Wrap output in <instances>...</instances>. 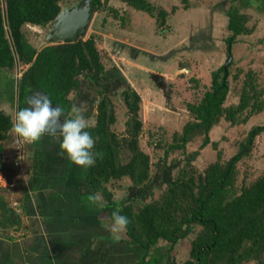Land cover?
Returning a JSON list of instances; mask_svg holds the SVG:
<instances>
[{
  "label": "trees",
  "instance_id": "16d2710c",
  "mask_svg": "<svg viewBox=\"0 0 264 264\" xmlns=\"http://www.w3.org/2000/svg\"><path fill=\"white\" fill-rule=\"evenodd\" d=\"M80 1L0 0V80L12 82L9 72L23 66L17 81L19 90L47 95L55 106L64 108L67 118L75 104L72 94L81 89L83 79L98 88L95 127L85 130L95 140L93 153L100 152L103 158H97L95 165L86 169V178L91 192L102 195L101 219L107 225H111V213L117 208L128 218L123 232L126 240L145 249L139 264L147 263L151 250L159 242H168L171 252L191 233L195 236L191 239L190 252L196 264H246L250 261L264 264V173L249 185L243 184L240 188L236 185V163L249 152L255 137L264 132V125L250 130L241 151L228 162L219 158L204 171H198L193 164L200 149L212 143L210 132L221 118L233 124L243 123L264 110V89L257 72L246 71L238 103L225 105L230 92L233 60L227 69L222 65L214 70L212 84L202 98L187 104L192 118L182 130L173 134L172 142L165 149L167 155L171 150L182 149L186 157L176 177L158 197L143 202L133 198L118 200L115 189L121 188L120 182L124 178H129L135 188L151 184L154 178L152 156L142 142L145 123L141 94L132 85L125 84L119 70L107 69L97 34L46 43L39 48L25 32L26 25L46 26L60 13L62 5L72 6ZM123 1L136 10L158 17V26H166V9L157 11L150 0ZM107 4L108 0H91L92 12L104 10ZM227 15L231 31L228 41H231L232 49L238 36L250 34L253 29L248 25L247 14L236 5L230 6ZM201 40L205 38L191 37L189 51L206 49L203 47L206 42ZM114 45L126 52L133 51L137 58L158 59L155 54L120 42H114ZM11 82L13 89L16 86L14 80ZM120 83L123 87L118 96L124 101L127 112L124 129L117 131L115 97ZM12 122V115L0 107V174L5 170L4 151ZM197 137H202L200 149L188 152L187 144ZM19 188L22 192L24 187L21 184ZM6 191L0 182V231L11 239L23 227V218L19 200L15 206L16 200H10Z\"/></svg>",
  "mask_w": 264,
  "mask_h": 264
},
{
  "label": "rangeland",
  "instance_id": "374dc122",
  "mask_svg": "<svg viewBox=\"0 0 264 264\" xmlns=\"http://www.w3.org/2000/svg\"><path fill=\"white\" fill-rule=\"evenodd\" d=\"M150 1L156 6L157 11L160 8L168 11L166 19L169 24L160 27L157 22L158 17H152L147 12L136 10L123 0H108L107 8L94 12L93 19L85 35L86 38L92 33L98 35L97 42L103 52L107 69L119 70L121 73L124 71L127 76H130L128 69L131 68L132 70L134 64L131 63H134V61L122 47H116L114 42L133 43L135 45L139 43L141 47L146 49V52H154L155 55L162 54L159 57L157 56L158 59L154 65L158 67V70L169 75L168 92L163 93L167 89L162 88V95L159 94L161 99L157 102L159 107L148 103L144 107L142 103V116L145 120L142 142L145 149L152 156L153 181L142 188H135L129 178H124L120 182L122 184L121 188L115 189V197L118 200L133 198L138 202H143L154 196L158 197L184 165L186 157L182 149L171 150L168 155L165 153V149L172 142L173 134L182 130L183 125L192 118L187 104L197 102L202 98L206 88L212 84L213 71L225 65L229 59L230 41H228V38L231 31L228 29L229 17L227 10L231 5H236L242 12L247 14L248 25L253 29V32L238 36L236 42L232 45L233 64L229 65L231 71L229 76L230 92L225 105L238 103L242 82L246 71L249 69L257 72L260 85L264 89V0ZM201 20L202 22H200ZM165 28H168L170 34L164 31ZM131 29L134 31L139 30V36L136 37V35L131 34L132 38H130L127 33ZM47 31V26L32 24L25 26V32L29 40L39 48L48 42ZM166 35H168V38L165 37ZM111 36L119 41L114 40ZM193 36L205 38L201 41L206 42L203 46L206 49H199L194 53L190 52L191 49H188V46H190V39ZM183 68L186 69L183 70ZM22 70L23 66H17L9 72V79L13 78L12 82L14 80L16 86L13 88L14 92L10 87L11 80L10 82L0 80V107L7 109L12 116H15L20 109L16 105L18 96L21 98L22 94L23 99H25L28 94V92L23 93L19 90L20 87L17 83ZM240 70L239 77L235 78L234 75ZM82 81L86 80L83 79ZM122 84H118L117 96L115 97L118 113V122L115 125L117 131L124 129L127 112L124 101L118 96V93L122 90ZM87 85H85V88ZM79 97L80 90L72 94L74 102L78 101ZM92 117H95V113ZM257 125H264V110L252 115L247 122L243 123L233 124L225 118H221L210 132L211 144L200 149L202 137H197L187 144L188 152L200 149L199 155L193 160L196 169L204 171L219 158L224 162L231 160L241 151L250 130ZM10 134L7 143L8 146H11L9 148L12 151L10 158L12 156L16 158L19 141L13 132ZM39 142L49 145L50 139L44 138L43 141L41 139ZM31 146V144L25 143L24 162L19 167L22 172L26 169L25 174L22 173L19 176L20 181L23 182L27 180L29 175L30 166L29 162L25 161V156L28 149L31 151ZM45 155H47V151L43 156ZM263 173L264 132L255 137L249 152L237 161L236 185L239 188L243 184L249 185ZM5 181L1 173V184L4 185ZM18 183L19 180H17L15 190L8 186L13 192L10 193L12 195L7 194L10 200L15 199L16 202L21 195ZM198 229L199 227H197ZM194 236L195 234L191 233L180 240L171 252H169L170 244L162 241L159 246H156L153 255L157 256L159 261L168 258L167 264H196V259L192 257L190 252L191 239ZM149 264L151 263L149 262ZM246 264L258 263L250 261Z\"/></svg>",
  "mask_w": 264,
  "mask_h": 264
},
{
  "label": "crops",
  "instance_id": "0c3cea01",
  "mask_svg": "<svg viewBox=\"0 0 264 264\" xmlns=\"http://www.w3.org/2000/svg\"><path fill=\"white\" fill-rule=\"evenodd\" d=\"M132 30L128 31L127 35L130 38L131 34L138 37L140 31ZM164 31L170 34L168 28ZM165 37L168 38V35ZM111 38L119 41L115 37ZM125 44L146 50L139 43ZM127 53L134 61L131 64L134 65L132 70L128 69L130 76L124 71L121 73L125 84L132 85L141 94L144 107L146 103L159 107V94L162 95V88L167 89L169 75L158 70L154 65L157 60L145 56L137 58L133 51ZM156 55L159 57L162 54ZM86 82L82 83L80 97L74 103H86L87 111L84 115L94 121L92 116L96 113L99 103V91L94 83ZM86 84L88 85L85 88ZM165 92L167 93L168 89L163 91ZM13 99L15 102V97ZM19 102L20 96L15 104L18 106ZM12 117L14 119L15 116ZM58 137L60 133H47L42 137V141L49 138V145L43 142L31 144V151L28 149L25 156V161L29 162L30 166L26 183L19 179L26 169L22 172L14 165L15 158H10L11 146H5L6 164L5 170L1 172L6 180L3 187L8 195H12L10 193L13 191L8 186L15 190L17 180L19 185H23L22 192L21 186L19 188L21 195L18 199L23 227L17 230L15 238L11 239L0 231V264H139L145 249L139 244L127 241L125 233L120 234L117 240L109 231L110 226L101 219V208L91 205L87 200V196L92 192L86 178V169L70 162L66 153L61 154L62 137ZM46 151L47 155L43 156ZM155 248L151 250L148 263L145 264H167L168 258L159 261V258L153 255Z\"/></svg>",
  "mask_w": 264,
  "mask_h": 264
},
{
  "label": "clouds",
  "instance_id": "9594fccd",
  "mask_svg": "<svg viewBox=\"0 0 264 264\" xmlns=\"http://www.w3.org/2000/svg\"><path fill=\"white\" fill-rule=\"evenodd\" d=\"M86 103L73 104L70 118H63L65 110L61 106H53L50 98L36 92L27 98V107L17 111L12 122L11 131L18 137L21 144L39 142L47 133L59 132L60 148L67 154L70 162L88 169L93 167L96 159L103 158L100 152L93 153L95 140L85 129L95 127V122L87 119ZM87 200L91 205L103 208L102 195L99 192L89 194ZM112 223L109 231L118 240L120 234L126 231L129 220L120 214L117 208L111 213Z\"/></svg>",
  "mask_w": 264,
  "mask_h": 264
},
{
  "label": "water",
  "instance_id": "95a60500",
  "mask_svg": "<svg viewBox=\"0 0 264 264\" xmlns=\"http://www.w3.org/2000/svg\"><path fill=\"white\" fill-rule=\"evenodd\" d=\"M93 16L94 13L91 9V0H81L79 3L72 6L62 5L60 13L53 21L46 25L48 29L47 43L66 42L85 37ZM229 49V59L225 64V69L228 68L233 58L231 53V41ZM53 106L55 105L53 104ZM58 133L59 132L50 134Z\"/></svg>",
  "mask_w": 264,
  "mask_h": 264
},
{
  "label": "built area",
  "instance_id": "2783aa9c",
  "mask_svg": "<svg viewBox=\"0 0 264 264\" xmlns=\"http://www.w3.org/2000/svg\"><path fill=\"white\" fill-rule=\"evenodd\" d=\"M24 155H25V144L19 143L17 147V157L14 159V165L18 168L22 166L24 162ZM15 206H18L17 202H14Z\"/></svg>",
  "mask_w": 264,
  "mask_h": 264
},
{
  "label": "flooded vegetation",
  "instance_id": "af4514ba",
  "mask_svg": "<svg viewBox=\"0 0 264 264\" xmlns=\"http://www.w3.org/2000/svg\"><path fill=\"white\" fill-rule=\"evenodd\" d=\"M18 88V87H17ZM19 93H20V91H19ZM34 93H36L35 91H30V92H28V94H27V96H26V98L25 99H23V95L21 94V98H20V105H18V107L20 108L19 110H21V109H23V108H25V107H27V98L29 97V96H31L32 94H34ZM21 106V107H20Z\"/></svg>",
  "mask_w": 264,
  "mask_h": 264
}]
</instances>
